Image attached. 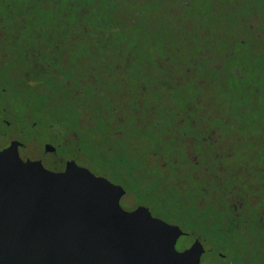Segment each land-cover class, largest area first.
I'll use <instances>...</instances> for the list:
<instances>
[{
	"label": "flooded vegetation",
	"instance_id": "obj_1",
	"mask_svg": "<svg viewBox=\"0 0 264 264\" xmlns=\"http://www.w3.org/2000/svg\"><path fill=\"white\" fill-rule=\"evenodd\" d=\"M216 6L215 3L213 10L217 16L220 14H216ZM144 9L149 10L146 18L149 22L152 20L150 13L162 15L158 20L161 24L167 22L172 34L167 35L171 41L168 39L161 44L160 53H167L169 42L173 44L176 39L177 28L196 31L193 33L198 40L205 38L209 43L218 37L226 39L221 41L224 45L214 54L208 53L206 46H193L191 55L206 53L210 58L204 56L194 66L191 65V69L184 67L179 70L183 82L178 85V91L192 85L196 92L209 97V101H203L199 94L187 93L181 100L174 101L180 105L183 103L182 111L188 114L200 107L210 111L206 115V123L200 127L176 115L171 119L162 104H148V114L140 118L142 126L137 124L135 112L144 108L137 105L144 103L141 99L136 101L134 94L140 96L141 93L133 85H145L147 90V85L155 83V79L146 71L145 63H140L144 59L138 60L137 55L134 62H124L123 59H128L124 55H131L129 50L135 52L127 28L140 25ZM165 16H170L174 23L168 24ZM240 17L245 19L243 14L227 13L220 15L221 25L211 22L203 25L194 0H0V151L16 142L23 161H39L46 169L55 172L64 171L69 161L89 169L81 164L78 156L63 154L62 150L68 147L63 136L72 131H66L59 125L62 131L53 132L46 123L56 118L63 102L72 100L73 95L88 93L89 80H96L88 77L84 81L82 68H87L93 59H102L112 67H108L106 75L103 73L104 89L95 95L102 96L98 98L99 104L108 99L112 102L114 114L118 111L126 117L125 126L122 124L117 133L136 132L140 128L156 130L157 124L165 127L166 143L146 164L150 167L151 177L153 173L162 175V189L169 190V180H174L177 186L180 215L178 223L175 221L172 225L179 226L184 233L178 242L186 239L180 245L177 242V250L183 252L199 241L204 248L199 264H264V119H260L257 110L246 109V100L237 96L236 104L229 106H237V111L246 114L241 123L228 130L234 120L215 108L211 96L217 91L221 97L228 96L230 88L226 83L230 79L240 83L236 91L251 92L249 97L258 99L264 109V70L254 73L255 77L247 71L251 69L250 61L264 55V39L261 51L253 50L244 41H237L238 35L234 33L232 23ZM193 21L197 27L191 23ZM177 22H182V25ZM74 23L81 26L75 33L70 31ZM102 38H106L109 45L106 52L101 48ZM91 44L96 49L94 54L90 52ZM124 44L127 46L121 47ZM245 53L252 57L248 62L243 60ZM215 57L223 58V61L214 63ZM232 60L241 63L233 68H243L245 77L241 78L239 71L231 73L233 68L229 65ZM122 68L128 69L126 75H121L119 70ZM185 69L193 73L192 77H186ZM227 76L229 79L225 78ZM4 79L10 85H6ZM117 79L122 82L130 80L133 84L126 92L128 110L124 105L122 111L118 109L119 91L109 88L123 84ZM65 84L67 88L63 87ZM255 85H259L260 90H255ZM49 86H55V91L49 90ZM223 101L229 103L228 99ZM84 105L86 121L89 111L87 104ZM155 106L156 109L151 110ZM106 111L101 112L108 114ZM115 118L116 114L111 125ZM45 136L47 141L42 142L40 137ZM168 141L174 142L177 157L169 151ZM47 145L53 146L54 150H47ZM223 157L231 162L220 161ZM174 164L178 166L176 172L172 168ZM242 188L251 195H245ZM135 205L131 210L124 209L132 211L145 206ZM190 206L194 210L192 220L185 215V209ZM208 229L215 232H208Z\"/></svg>",
	"mask_w": 264,
	"mask_h": 264
},
{
	"label": "water",
	"instance_id": "obj_2",
	"mask_svg": "<svg viewBox=\"0 0 264 264\" xmlns=\"http://www.w3.org/2000/svg\"><path fill=\"white\" fill-rule=\"evenodd\" d=\"M0 151V264H199L197 241L146 206L121 205L126 190L69 161L62 172ZM47 150L53 151L51 145Z\"/></svg>",
	"mask_w": 264,
	"mask_h": 264
},
{
	"label": "rangeland",
	"instance_id": "obj_3",
	"mask_svg": "<svg viewBox=\"0 0 264 264\" xmlns=\"http://www.w3.org/2000/svg\"><path fill=\"white\" fill-rule=\"evenodd\" d=\"M194 3L196 5V11L198 13V16H200L201 21H202L200 23L203 25L211 22V24H215L219 26L222 24L220 15H227V13H229V15L243 14L245 19L243 18L241 19L240 17L238 18V20H234L232 23L233 25L232 28H233L234 33L238 35L237 41H244L253 50L261 51L260 50V46H262L261 41L264 39V34H262L264 32V0H194ZM215 3L217 5L216 14H220L217 16L215 15L214 10H213ZM148 13H149V10L144 9L143 14H142L144 17L139 22L140 25L135 28L134 26L133 27L129 26L127 28L128 34L129 36H131V41L133 43L135 52H133V50H129L128 53H130L131 55H124L128 59L126 60L125 58L123 59V61L124 62L125 61L134 62L133 58L136 55H137L138 60L144 59V60H141L140 63L141 64L145 63L144 65L146 66V71L153 74L155 83L151 85H147V90H145L146 89L145 85H142V84L133 85L130 80H126L125 82H122L121 80L117 79L118 83H123V84L118 85L116 88L112 86L109 87L111 89H115V90L117 89L119 91V94L117 95L118 97L117 107L120 111H122L123 110L122 106L124 105V109L128 110L129 105H128V99H126V92H128V89L133 85L135 90L141 93L140 96L138 94H134V96H136L135 97L136 101L141 99L143 100V103H144L143 105L142 102H139L137 106L138 107L141 106V108L142 106H144V108L142 109L139 108L140 112H137V113L135 112V115L137 116L138 125L142 126V121L140 120L141 115L145 116L148 114V109H149L148 104H152V105L162 104V106L167 110L168 116H170L171 119L172 117H175L176 115V117H179L183 121L188 122V120H191V122L195 126L200 127L202 123H206L205 118H206V115L210 113V111L206 110L203 107H200V108H195L193 112L188 114L182 111L184 108L183 103L181 104L182 105L181 106L180 104H177L174 101L181 100L182 95L187 94V93L189 94L197 93L199 94L200 100H203V101H209V97L208 95H201L200 93L196 92L193 89L192 85H186L182 87L181 89H179L180 91H178L177 89L178 85L183 82L182 80H180L182 75L179 72V70L180 68H184V67L191 69L192 66L195 65L194 63H196L197 61H201V59L204 56L207 57V59L210 58V54H206V53L205 54L193 53L192 54L193 56H192L191 51H192L193 46L195 45L206 46L205 50L208 53L214 54L215 50L219 51L221 49L220 47L224 45V43H222L221 41H224L226 39L218 37V38H215V40L212 43H209L208 41H206L207 39L205 38H201L198 40L195 37V33H193L196 31L187 32L182 28H177L176 34L174 35L176 39H174L173 44L169 42L167 53H160L159 49L161 47V44L164 41H168L169 38H167V35H172V34L169 32V29L167 28V25H166L167 22H165L164 24H161V22L158 20V17H162V15L156 14V13H150L152 16V20L149 22V20L146 19ZM169 17L170 16H165L164 19L166 20L168 19L169 20L168 24L171 25L174 22H172ZM177 23L182 25V22H177ZM191 23H193L194 27H197L196 22L193 21ZM82 24H85V23L82 22ZM80 27H81L80 24L76 25V23H74L73 29H71L70 31H73L75 33L76 30H80ZM187 27L190 28L189 25H187ZM77 32L81 33V31H77ZM102 39H103V44L101 48L103 49V51L106 52L108 50L109 45H107L106 38H102ZM235 39L236 37H233V40ZM169 41L171 40L169 39ZM214 42H215V45H214ZM125 46L127 45L124 44V46L122 45L121 47H125ZM90 48H91L90 49L91 54H94L96 49L94 48V46H92V44ZM237 51L238 49H236V52ZM192 57L193 59H191ZM147 58L149 59V61ZM251 58L252 57L249 53H245L243 60L245 62H248L247 60ZM213 61L214 63H220L221 61H223V58L215 57ZM251 62H254V63H251ZM249 63L253 71V75L257 71L262 73V69L264 70V55L257 56ZM240 65L241 63H239L238 60H232L229 66H232L233 68V67L240 66ZM109 66H110L109 62L106 63L102 59H93L89 63L87 67L88 69L85 66L82 68V71L85 74L84 81H86L88 77H93L96 80V82L93 79L89 80L90 81L89 88L94 93H97V92L100 93L101 89H104L102 86L104 85L103 78L105 77L104 74L106 75L108 73L107 69ZM103 67H106V68L103 69ZM158 70H160L161 72ZM119 71L122 73L121 75H126V71H128V69L122 68ZM234 71H239V76H241V78L246 76V71L243 68H239V67L233 68L231 70V73H233ZM184 73L186 74V77H192V74H193V73L187 72L186 69L184 70ZM203 75H204V72L201 74V77H203ZM225 78L229 79L228 76ZM4 82L6 83V85H10V82L7 79H4ZM226 84L230 88L228 92V96L225 95V97L223 96L221 97L220 91L213 92L211 96L213 98V105L215 106V108L218 110H222L225 115L233 118L234 122H231L228 130L233 129V126H236L239 123H241L242 118L246 114L244 111H241V112L237 111L235 109L237 106L235 108H232L229 106V105L236 104L235 100L237 99V96L243 97L246 100V103H247V105L245 104L246 109L257 110V112L259 113L260 119L261 120L264 119V109L262 108L261 103L258 101V99L249 97L250 96L249 94L251 92L247 94V93H241L239 92V90L236 91L235 88L239 87L240 83L234 80L229 79L228 83ZM81 86H84V83ZM256 89L260 90L259 85H255V90ZM100 97L98 94V98ZM222 98L225 101L228 99L229 103L226 101L227 102L226 104ZM223 104H225V106ZM155 109H156V106L153 107L151 110H155ZM115 114H116V118L113 121V124L111 126L114 129L113 136H115L117 131H119V129L122 128L121 126L122 124H124L126 120V117L124 118L122 113L117 111ZM54 121L55 120L47 121L46 123L47 126L50 129H52L53 132L62 131L59 124H57ZM87 122L88 121H86V123ZM52 136L55 137L54 134H52ZM188 136L191 138L190 132L188 133ZM63 138L65 139L70 149L72 148L76 149V145H75L77 141L76 134H74L73 132H68L63 136ZM40 140L42 142L47 141V136L40 137ZM142 145L144 146V148L147 149V151H149L151 148L150 143L147 141H144ZM107 149H108L107 144L104 143V145L101 146V151H107ZM257 151L259 154H261L260 149H257ZM192 155L194 154L192 153ZM66 159L64 161H66ZM78 159L82 162L86 158L80 155L78 156ZM222 160L228 163L231 162L229 159L225 157L220 159V161ZM145 161L149 162L148 158ZM89 169L94 174L100 175V172H98L97 168L95 169L89 168ZM240 185L241 183L239 182V186ZM153 188H154L153 184H150L149 190H152ZM242 192L245 195H248V196L251 195L250 193H246L243 188H242ZM135 204H136V199L133 195H126L122 199V202H121L122 207L123 208L125 207L128 210L135 208L136 207ZM166 204H168V201H166ZM154 216L157 217L155 214ZM164 220L171 224L172 222H175V221L177 222L176 217H171V218L166 217L164 218ZM185 240L180 239L178 244L180 245Z\"/></svg>",
	"mask_w": 264,
	"mask_h": 264
},
{
	"label": "trees",
	"instance_id": "obj_4",
	"mask_svg": "<svg viewBox=\"0 0 264 264\" xmlns=\"http://www.w3.org/2000/svg\"><path fill=\"white\" fill-rule=\"evenodd\" d=\"M247 71H249V74L253 73L252 69ZM256 73L261 72L257 71ZM253 76L255 77V75ZM232 77L234 78L235 75ZM63 87L67 88V85L65 84ZM49 90L55 91V86H49ZM98 102V97L89 88L86 95L81 96L80 93L77 96L73 95L72 100L62 103V107L58 105L60 109L54 122L61 125L66 131H72L77 136L76 149L66 147V150H62L63 154L67 157L84 156L86 159L82 162L77 157L82 165L92 169L97 168L100 175L109 178L115 184L122 185L128 195L135 197L136 204L148 206L153 212V216L155 214L163 220L166 217H176L177 219L180 212L175 181L169 180L171 186L168 191H165V189H162V175L153 173V177H151L150 167L145 161L147 158L148 160L151 159L155 153L159 152L160 146L166 143L164 137L165 127L157 124L155 125L157 126L156 130L140 128L136 132L127 131L116 133L113 136L111 119L114 117V108L111 106L112 102L108 99L101 102V104ZM85 103L89 111L86 119L87 123L84 116ZM102 110H108L106 111L108 114H102ZM158 110H161V108ZM144 141L150 143L151 148L149 151L142 145ZM168 142L170 143L168 149L171 154L177 155L174 142ZM104 143L107 144V151H101V146ZM177 167L176 164L172 166L174 172H176ZM150 184L154 186L152 190H149ZM166 201H168V204H166ZM193 214V207L190 206L185 209L186 217L191 218V220ZM211 229L207 231L214 233L215 230Z\"/></svg>",
	"mask_w": 264,
	"mask_h": 264
}]
</instances>
